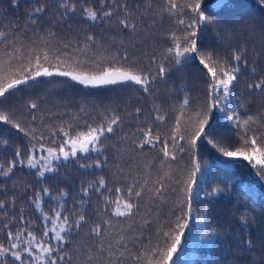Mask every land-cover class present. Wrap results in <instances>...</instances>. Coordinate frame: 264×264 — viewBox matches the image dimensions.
Listing matches in <instances>:
<instances>
[{"label":"trees","instance_id":"trees-1","mask_svg":"<svg viewBox=\"0 0 264 264\" xmlns=\"http://www.w3.org/2000/svg\"><path fill=\"white\" fill-rule=\"evenodd\" d=\"M64 2L0 0V31L9 32L7 43L0 42V79L17 74L21 64L27 63L29 48L36 49V54L47 51L52 63L59 57L75 67V61L79 60L81 68L77 70L98 71L96 65L104 67L108 62L105 58L127 52L137 70L155 75L156 65L163 62L169 71L163 77L157 76L148 92L131 82L85 87L69 77L42 76L12 90L7 100H0V111L11 112L15 122L25 130L20 132L0 122V141H7V144L0 142V163L5 167L15 159L17 148L24 153L30 147L29 141L54 146L50 137L53 132L61 137L60 127L68 130L67 126L73 124L84 130L86 124L95 126L113 112L120 117L114 132L102 138L100 151L80 153L68 161H53L57 171L47 172L43 177L36 174V169L29 168L26 160L8 176L0 175V203L4 205L0 207V243L7 246L9 230L15 233L19 229L25 236L31 231L39 237L50 226L46 225L42 212L51 215L53 210H58L69 218L67 227L72 229L61 233L68 242L61 243L60 255H65V261L58 264H108L109 259L114 264L116 261L141 264L134 259L137 255L147 264L144 253H150L157 245L165 246L163 233L169 232L181 215L185 185L191 175L197 178L198 186L192 189L195 196L192 218L174 256L175 264H264V179L261 178L264 174L258 175L242 158L224 157L203 138L196 149L199 172L193 170L192 157L187 151L174 150L173 160L163 157L159 146L139 147L142 137L138 128L150 126L154 135L159 133L164 139L173 129L175 119L180 118L183 127L188 113L207 95L205 70L198 61L176 66L171 58L163 59L162 54L172 44L170 33L179 34L182 27L174 23L177 16L163 11L166 0H67L76 5L75 13L67 15L61 7ZM215 3L216 0H203L202 10L215 23L202 30L199 46L229 63L234 51L242 53V61L246 60L247 64L241 65L231 100L226 102L227 109L231 113L236 108L242 119L253 116L264 123V94L249 88L264 77V0H225L219 8L213 7ZM36 8H44L45 12L34 14ZM85 8L95 9L99 18L87 19ZM104 10L111 11L112 16L104 17ZM121 20L135 24V30L125 29ZM89 36L94 40L88 41ZM13 44L19 51L9 65L5 63L9 58L4 53L13 52ZM185 97L191 105L185 109V116L180 117V105ZM32 103L37 108L32 109ZM136 109L141 110L139 114ZM157 109L166 117L163 123L154 119ZM209 124L212 132L209 139L237 142L241 129L228 121L224 113L215 110ZM253 127L264 131L259 124ZM41 134L43 140L39 139ZM32 135L37 140H32ZM179 143L183 145L184 141ZM84 164L88 166L82 167ZM101 179L106 186L97 191ZM145 182L144 194L132 198L138 209L128 217L116 216L112 201L118 196L127 199L129 185L136 184L139 188ZM157 188H161V198L153 195ZM44 189L50 195L44 194ZM37 193L41 194L40 209L32 203ZM80 215L85 221L77 229L73 222ZM242 217H254L255 222H249L246 230ZM105 220L111 221V228L103 224ZM97 223L103 225L106 234L105 248L111 243L115 251L116 247L127 244V250L120 247L124 256L116 253L108 257L106 252L98 250L100 240L90 231ZM121 236L125 239L117 245ZM90 256L93 259L89 260Z\"/></svg>","mask_w":264,"mask_h":264},{"label":"snow or ice","instance_id":"snow-or-ice-1","mask_svg":"<svg viewBox=\"0 0 264 264\" xmlns=\"http://www.w3.org/2000/svg\"><path fill=\"white\" fill-rule=\"evenodd\" d=\"M202 3L203 0H182V3H178L177 0H166L163 11L169 15L177 16L174 23L182 27L178 29L179 34L177 32L170 33L172 44L165 49L162 55L165 61L171 58L176 66H183L186 62L198 61L199 65L205 70L207 95L204 101L196 106L194 111L188 113L187 120L183 122V127L181 126L182 120L180 118L175 119L173 129L164 139H161L159 133L154 135L150 126L146 125L138 128L137 131L141 133L142 137L139 147L144 148L145 145H150L155 148L159 146L163 157L173 160L176 159L174 150H178L180 153L187 151L189 156L192 157L193 170L199 172L200 163L196 158V149L198 141L203 138L213 148L222 153L224 157L242 158L256 170L258 175L264 174V131L253 127V125L259 124V128L264 129V123H260L253 116H247V118L242 119L236 108H233L231 113H229L226 105V102L231 100L234 82L237 81L240 74L241 65L244 64L246 66L247 62L246 60L242 61L241 52L234 51L231 57L232 62L229 63L227 59L214 55L212 51L206 52L199 46L202 30L215 23L202 10ZM224 3L225 0H216L213 7H222ZM61 7L66 10L63 13L64 15H67L68 12L74 14L76 11V5L68 3L67 0L61 4ZM43 12H45L44 8L34 9V14ZM83 12L87 19L96 20L99 18L95 9L85 8ZM103 16L111 17L112 12L104 10ZM120 23L125 29L131 28L135 30L136 28L135 24H129L127 20H121ZM8 37V31H0V42L7 43ZM93 40L92 36L88 37V41ZM88 47L89 44L86 43L85 48ZM13 48L15 49V44H13ZM16 51H19V49L4 53L9 58L5 61L6 64H11V59L15 57ZM26 59L27 63L21 64L17 74L5 75L0 79V100H7L12 90L42 76L69 77L72 81L85 87H101L131 82L140 85L144 92H148L152 81L157 76L163 77L169 71V68L163 62L156 65L157 71L155 75L150 72L145 73L142 70H137L132 62L129 61L127 52L105 58L108 62L104 67L96 65L98 71L77 70L81 68L79 60L75 61V67H72L68 60H61L59 57H55L56 62L52 63L47 51L36 54V49L33 48L28 49ZM153 62H155V57H153ZM252 71L255 73L256 69L253 68ZM249 88L264 94V77L258 78L253 84L249 85ZM190 105V99L185 97L180 105V117L185 116V109H188ZM30 107L35 109L37 105L32 103ZM215 110L224 113L228 121H231L237 128L241 129L237 142L227 143L222 140L214 141L209 139L212 135L209 121ZM140 111V109H136L137 114ZM165 118V115L161 114L157 109L154 119L163 123ZM0 122L12 125L20 132L25 131L18 122H15L11 112L0 111ZM119 123L120 117L113 112L106 120L96 122L95 126L86 124L84 130H79L78 126L73 124L67 126L68 130L60 127L58 131L61 133V137H57L55 132L50 137L54 146H46L43 143L33 144L29 141L30 147L24 153L21 152L20 148H17L15 159L10 160L6 167L0 163V170H2L0 175L8 176L18 164H25V160L27 161V166L36 169V174L40 177H43L47 172L57 171L53 161H68L76 158L80 153L88 154L92 151L102 150V138H106V134L113 133L114 126H118ZM206 128L208 129L207 131ZM26 135H31V133H26ZM39 139H44L43 134H41ZM32 140H37V137L32 135ZM179 141H184V144H180ZM0 142L7 144L6 140ZM81 166L87 167L88 165L84 164ZM261 178L264 179V175ZM105 186V181L101 179L96 186V190L98 191L100 187ZM193 186H198V180L190 175L185 185L181 215L177 216L175 226L169 232L163 233L165 246L161 248L157 245L150 253L147 251L144 253L147 258V264H175L174 256L182 245V239L185 238L186 230L190 226L189 221L192 218L195 202V196L192 191ZM92 187V185H89V188ZM145 187L146 182L139 188L136 187V184L129 185L126 189L127 199L118 196L112 201L115 205L114 214L124 217L131 216L133 210L138 209V204L132 198H140L145 192ZM162 187L163 185L161 184ZM161 188L153 191V195L157 198L162 197ZM117 191H120V189H117ZM43 193L50 195L48 189H44ZM84 194L87 195V189L84 190ZM63 195H67V193ZM56 199L59 200L61 197H56ZM32 203L38 209L41 208L40 193L36 194ZM3 206V203H0V207ZM42 215L46 225L50 224V226H46L39 237L31 231H28L25 236V232L19 229L15 233L11 230L6 233L9 239L7 240V246L4 243H0V264H10V261L11 264H16V262H19V264H58V262L65 261V255H60L61 251H63L61 243H67L68 241L67 237L61 233L72 231L71 228L67 227L69 218L62 215V211L58 210H53L51 215L42 212ZM84 221L85 217L80 215L73 222V227L80 228L81 222ZM249 222L254 223V217H242V225L246 230ZM103 224L111 228L110 220H105ZM90 231L95 237L99 238L98 250L101 253L106 252L108 257H112L116 253L121 257L124 256V252L120 251V247L127 250V244L120 245V241L125 239L123 236L116 242L120 247H116L115 251H113L111 243L105 248L104 239L106 234L103 231L102 224L97 223ZM50 233L53 235H50ZM52 240L57 243H51ZM247 243L249 247L252 246L251 240H248ZM91 259L93 257L90 256L89 260ZM134 259L141 261V264H143L142 257L139 255L135 256ZM108 264H114V262L109 259ZM115 264H123V262L116 261Z\"/></svg>","mask_w":264,"mask_h":264}]
</instances>
